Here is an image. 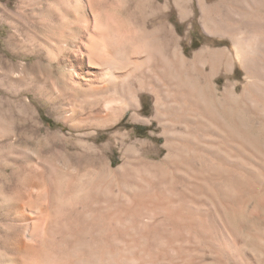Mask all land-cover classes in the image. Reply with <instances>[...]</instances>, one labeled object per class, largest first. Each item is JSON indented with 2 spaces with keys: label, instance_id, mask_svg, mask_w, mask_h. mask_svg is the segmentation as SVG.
<instances>
[{
  "label": "bare ground",
  "instance_id": "bare-ground-1",
  "mask_svg": "<svg viewBox=\"0 0 264 264\" xmlns=\"http://www.w3.org/2000/svg\"><path fill=\"white\" fill-rule=\"evenodd\" d=\"M42 1L68 93L93 97L102 129L132 111L164 143L136 140L115 167L94 141L91 168H63V186L49 167L0 184V264H264V0ZM173 11L198 21L200 48L186 52Z\"/></svg>",
  "mask_w": 264,
  "mask_h": 264
},
{
  "label": "rangeland",
  "instance_id": "rangeland-1",
  "mask_svg": "<svg viewBox=\"0 0 264 264\" xmlns=\"http://www.w3.org/2000/svg\"><path fill=\"white\" fill-rule=\"evenodd\" d=\"M169 2L173 7V0ZM47 9L42 0H0V184L3 187L20 175L33 174L43 167L52 169V174L63 180V186L66 176L63 168H77L82 173L91 168L95 153L88 146L94 141L99 158L105 154L101 147L111 142L109 151L105 152L115 167L136 140H150L159 147L164 143L157 123L134 122L132 111L120 119L116 128L102 129L95 113L97 109L92 104L93 97L84 92L68 93L61 71L53 66L42 47L44 40L58 35V29L47 21ZM171 22L182 36L189 38L184 43L185 47L189 46L186 52L200 48L206 41L198 21L194 28L182 26L173 11ZM22 64L28 65L24 69ZM242 77L243 72L238 71L237 79ZM142 101L143 117L148 119L153 114L152 100L146 95ZM250 128L246 127L252 130ZM117 133H128L131 140L123 143L121 139L113 138ZM251 133L254 138H259L255 129ZM166 154L162 148L155 161L161 162ZM122 173L124 171L118 176ZM166 174L162 177L164 180L170 178V173ZM135 189L139 192L138 188ZM222 213L223 220L238 226L235 215L226 211ZM3 227L0 222V234ZM171 257L177 264V255L171 254Z\"/></svg>",
  "mask_w": 264,
  "mask_h": 264
}]
</instances>
